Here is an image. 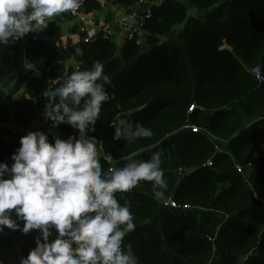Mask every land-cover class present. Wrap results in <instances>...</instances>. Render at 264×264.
Returning <instances> with one entry per match:
<instances>
[{
  "label": "trees",
  "instance_id": "obj_1",
  "mask_svg": "<svg viewBox=\"0 0 264 264\" xmlns=\"http://www.w3.org/2000/svg\"><path fill=\"white\" fill-rule=\"evenodd\" d=\"M140 1L114 0L126 6ZM84 8L99 12L102 4L90 0ZM191 8L198 16H190ZM152 12L144 24V46L127 41L119 48L100 35L82 45L78 58L79 71H89L99 61L108 76L98 82L111 99L101 105L95 131L88 134L98 141L102 174L111 168L103 159L107 153L120 168L161 151L165 195L195 208L166 207L147 181L115 193L118 203H128L135 224L123 245L132 244L139 264H264V82L251 74L256 66L264 73V0H169ZM44 31L46 39L30 41L26 51L17 41L0 44V163L9 167L26 134L7 125L32 127L46 108V93L75 72L62 63L75 51L57 45L59 26L50 23ZM114 117L139 123L153 135L114 140ZM189 122L228 143L183 132ZM54 134L62 140L78 138V130L68 124ZM210 160L213 166L206 167ZM38 234L5 228L0 262L20 264L36 247Z\"/></svg>",
  "mask_w": 264,
  "mask_h": 264
},
{
  "label": "clouds",
  "instance_id": "obj_2",
  "mask_svg": "<svg viewBox=\"0 0 264 264\" xmlns=\"http://www.w3.org/2000/svg\"><path fill=\"white\" fill-rule=\"evenodd\" d=\"M82 2L0 0V44L44 31L51 18L74 13ZM100 80L108 81V76L97 61L91 70L73 72L49 93L51 107L47 103L44 117L77 129L78 138L56 137L52 144L44 132H28L10 157L11 167L0 163V233L5 228L39 233L36 247L20 264H139L132 244L123 245L125 236L135 230L133 215L127 202L118 203L115 193L129 192L147 181L157 201H170L161 151L147 161L132 160L102 174L98 141L88 135L95 131L101 105L111 99ZM111 126L117 141L153 135L139 123L115 117ZM103 159L111 162L114 157L107 153ZM252 192L259 198L258 192Z\"/></svg>",
  "mask_w": 264,
  "mask_h": 264
},
{
  "label": "crops",
  "instance_id": "obj_3",
  "mask_svg": "<svg viewBox=\"0 0 264 264\" xmlns=\"http://www.w3.org/2000/svg\"><path fill=\"white\" fill-rule=\"evenodd\" d=\"M102 9L99 12H86V9H83L82 16L85 17L86 21H94V25L84 24L78 19H71L65 16H57L50 19V23H56L60 28V33L57 38V45L64 49H73L75 54L68 55L62 61L66 69H74L78 71V68H81L79 57L82 55V45L83 37L85 32L82 31V28L88 27L90 30L95 31L96 34L109 33L111 41L115 43L119 48L123 47L128 41V29H123L120 19L122 15L130 12L134 9L135 5L126 6L116 4L114 0H107L106 2H101ZM190 16H198V11L195 10L193 13H190ZM183 26L177 28L178 31H182ZM45 31L29 33L28 36L31 38L35 34H44ZM146 41V40H145ZM24 50V49H23ZM28 68V67H27ZM35 76H41V73L36 72ZM10 91V90H9ZM17 94L14 92L10 93V97H16ZM11 129L14 132H20L22 134H28V132L42 131L45 134L49 133V125L47 119L44 117V111L40 113L32 127H18L15 125H10Z\"/></svg>",
  "mask_w": 264,
  "mask_h": 264
},
{
  "label": "built area",
  "instance_id": "obj_4",
  "mask_svg": "<svg viewBox=\"0 0 264 264\" xmlns=\"http://www.w3.org/2000/svg\"><path fill=\"white\" fill-rule=\"evenodd\" d=\"M87 1L90 0H83L82 4L80 5V7L73 13V12H65L62 13L60 15L57 16H65L71 19H78L81 22H83L84 24H88V25H94L95 22L94 21H86L85 17L82 16V12L84 9V6L86 4ZM94 1V0H93ZM99 2H106L107 0H97ZM169 0H141L138 4L135 5L134 9H132L130 12L122 15V18L120 19V23L123 27V29H128L129 33H128V41H134L137 45L139 46H144L145 45V34H144V24L145 21L148 20L151 16H152V11L153 8L157 7L160 8L162 7L165 3H167ZM55 16V17H57ZM48 23L50 24V20L48 21ZM82 31L85 32V35L83 37V43L84 44H91L93 43L98 36H100V34H96L95 31L90 30L88 27L86 28H82ZM101 35H103L104 38L106 39H111L109 36L108 32H104L101 33ZM46 37L43 34H35L33 37H29L28 34L25 35L23 38H21L20 40H18L17 42H19L24 51H26L28 44L30 41H40V40H45ZM26 66L28 67V69L32 70L33 69V65L31 64L30 61L26 60L25 61ZM79 71V68H78ZM251 74L252 76L260 83L264 82V73L262 71V68L260 66H256L251 70ZM51 91H48L45 95V100H46V106L47 103L49 104V106L51 107V96L49 95ZM196 109V106H192L189 110V114H192ZM48 121V125H49V133L48 138H49V142L50 141H55V134H54V129L59 127V126H63L65 124H60L59 121ZM2 124L0 123V126ZM8 129H11L10 125H7ZM183 132H192L195 134H206L209 137H211L213 140H217L215 137L212 136V134L204 128H201L199 126L193 125L192 123H187L186 126H184ZM218 142H222L223 144H227L228 142L226 141H220L217 140ZM217 152L222 153V148L216 147ZM262 151L264 152V144L262 146ZM111 168H116V163L111 161ZM206 167H212L213 166V161L210 160L207 162V164L205 165ZM110 168V169H111ZM109 169V170H110ZM236 169L238 171V173H244V168L242 166L237 165ZM191 170H181L182 174H188L190 173ZM256 198V196H255ZM166 207L168 208H172L175 210H190V209H195L190 205H180L178 204L176 201L170 199L168 204H165ZM216 236L210 238L211 241H215Z\"/></svg>",
  "mask_w": 264,
  "mask_h": 264
},
{
  "label": "rangeland",
  "instance_id": "obj_5",
  "mask_svg": "<svg viewBox=\"0 0 264 264\" xmlns=\"http://www.w3.org/2000/svg\"><path fill=\"white\" fill-rule=\"evenodd\" d=\"M186 3H188L189 4V0H184ZM195 10L194 9H190V13H193Z\"/></svg>",
  "mask_w": 264,
  "mask_h": 264
}]
</instances>
